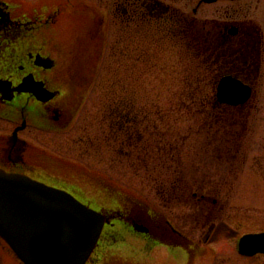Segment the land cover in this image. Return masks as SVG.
Masks as SVG:
<instances>
[{
    "label": "flooded vegetation",
    "instance_id": "af4514ba",
    "mask_svg": "<svg viewBox=\"0 0 264 264\" xmlns=\"http://www.w3.org/2000/svg\"><path fill=\"white\" fill-rule=\"evenodd\" d=\"M147 1L149 0H87L85 4L84 0H0L1 168L7 172L23 173L43 182L44 179L54 182L51 185L67 190L89 205L92 204L91 199L96 202V198L115 195L114 185L105 178L98 177V188L84 190L77 184L69 183L63 176L40 169L41 166L35 161L39 147L25 136L32 132L69 131L77 123L83 105V95L76 93L78 90L69 89L64 41L52 37L48 32L51 26L59 21H66L72 22L74 29L76 26L82 28L83 7L91 2L93 6L106 8L116 27L113 35L122 37L125 47L126 43L131 44L132 35L136 36L139 31L140 51L145 54L149 19ZM151 1L166 7L158 18L161 22L169 21L170 18L173 20L178 11L193 25L197 22L200 34L206 37L204 40L209 43V47L220 48L227 56L222 61L218 79L231 76L241 81L252 88L251 99L254 98L258 82L264 80L263 20L258 23L248 18L246 5H239L231 15L223 18L200 19L196 16L203 4L220 1L238 4L244 0H216L212 3L198 0L191 13L179 9L173 2ZM192 2L193 0H186L185 6ZM92 14L97 20H93V26L87 32L98 45L97 39L105 36V19L100 17L97 8L92 9ZM82 31L83 29L78 31L76 28L72 30V36ZM132 49L133 46L128 50L123 49L124 58L129 62ZM249 102L250 100L246 104L235 106L216 101L225 109L220 116L209 113L207 127L213 134V140L196 144L219 151L218 161H211L219 164L220 173L178 175L170 183L160 182L156 190L159 202L156 208L126 201L125 196L120 193L116 197L123 202L118 199L117 204L112 206L97 204L94 208L113 216V220L104 226L98 246L86 264H100L113 258L117 262L120 259L117 254L108 252L120 250L116 246L126 240V232L140 238V242L147 247L145 256L159 249L166 253V260L170 264H194L200 258L209 259L210 255L214 257L212 262L216 261L219 251L211 245L227 224V178L237 176V167L245 159L243 142L249 129V113L245 112V107ZM91 120L93 124L98 118L94 115ZM217 123L220 124L216 125ZM81 124L82 122L79 124L82 127ZM216 138H220V142H216ZM230 165L236 167L234 173L228 172ZM195 176L201 179L200 182L194 181ZM131 225L142 231L135 232ZM263 231L264 229L257 232ZM237 234L242 235L240 232ZM0 243L1 247H5L1 240ZM238 255L248 261L264 257V254Z\"/></svg>",
    "mask_w": 264,
    "mask_h": 264
},
{
    "label": "rangeland",
    "instance_id": "374dc122",
    "mask_svg": "<svg viewBox=\"0 0 264 264\" xmlns=\"http://www.w3.org/2000/svg\"><path fill=\"white\" fill-rule=\"evenodd\" d=\"M167 1L173 2L179 9L191 13L198 0H193L187 7L185 6L186 0L176 2L165 0V2ZM84 3L86 4L87 0H84ZM239 5L248 6V18L258 23L263 20L264 24V0H244L238 4L226 1L203 4L196 16L200 19L223 18L231 15ZM83 8V27L76 26L78 31L83 29L82 32H77L72 36V30L74 31L76 28L74 29L72 22L66 21H59L48 31L54 39L64 41L70 91L78 90L80 92L76 93L83 95V105L78 114V121L74 128L66 132H32L26 134L25 137L39 147V154L35 161L41 166L40 169L63 176L69 183L77 184L84 190L98 188L100 186L98 177L105 178L106 181L114 185L115 189L118 188L127 198L137 203L136 205L145 204L148 207L156 208L159 204L158 195L156 186L151 180L153 177L149 172L132 170L123 161H117L113 152L114 148L111 151L107 150L108 147L103 144L97 145V149L89 147L88 141L92 136L95 138L100 135L95 123L93 125L90 121L94 115L98 116L100 121L102 114L100 107L103 102L101 100L106 92L115 89L120 91L118 83H121L122 87L126 85V90L130 94H135L136 98H140L139 95H141L144 101H148V104H154L156 100L167 102L172 97L173 88L181 86V73L185 70V64H179L177 59L179 52L166 48L162 53L161 49L150 44L147 46L146 56L141 54L143 61L133 49L131 61L124 60L123 49L131 48L137 36L132 35L131 44L126 43L125 47L124 39L113 35V30L116 27H114V22L106 8L93 6L91 2ZM96 8L100 12V17L105 19L103 28L105 36L97 39L98 45L93 42L87 32L89 27L93 26V20H97V17L92 14V9ZM135 58L141 63L135 65L138 62H135L137 60ZM145 59L146 64H144ZM134 66L136 70H133ZM255 89L254 98L245 107V112L249 113V129L243 142L245 159L237 167V176L233 175L227 178V224L223 226L218 238L211 245L212 248L219 251V255L214 262H212L214 257L210 255L209 259L200 258L194 264H264V257L248 261L239 256L233 241L237 232L246 234L264 229V80L258 82ZM164 114L172 115L170 118L172 121L182 115V113H160V115ZM80 122H82L83 128L79 125ZM176 127L178 131H175L178 133L176 137L187 138L182 143L184 149L181 155L182 163L188 165L192 159L189 156L192 155L191 149H195L194 145L200 143L201 140L195 134L194 120H186L182 117V120H177ZM98 138L100 139V136ZM113 146L111 145V147ZM98 150L100 151L96 152ZM188 169L189 166H186V170ZM44 181L50 185L54 183L45 179ZM103 199L110 202L112 198L104 196ZM184 227L186 226L184 225ZM125 238V241L116 246L120 247V250L111 251L117 254V258L120 259L115 262L113 258L108 262H100V264L171 263L166 260V253L159 249L150 254L147 253L148 255L145 256L144 252L147 247H144L138 237L126 232ZM0 264H20L6 247H1V243Z\"/></svg>",
    "mask_w": 264,
    "mask_h": 264
},
{
    "label": "trees",
    "instance_id": "16d2710c",
    "mask_svg": "<svg viewBox=\"0 0 264 264\" xmlns=\"http://www.w3.org/2000/svg\"><path fill=\"white\" fill-rule=\"evenodd\" d=\"M146 6L149 13L147 44L158 47L162 53L166 48L179 52L178 62L180 65L185 64V70L181 73V86L173 88L172 97L167 102L156 100L154 104H148L141 95L136 98L135 94L126 90V85L122 87L118 83L120 91L111 90L102 98V114L97 126L100 139L99 136H92L88 145L97 149V145L103 144L110 151L114 148L117 161H123L132 170L149 172L157 189L160 182L170 183L178 175L220 173L219 164L211 161H218L219 151L207 149L206 146L195 148L192 155H189L196 161L192 160L188 165L182 163V143L187 138L176 137V126L177 120H182V117L194 120V126L201 135L200 140H213V134L207 127V119L209 113H216L218 116L224 113L225 108L216 103L214 92L222 70V61L227 56L220 48L209 47V43L204 40L206 37L200 34L197 22L193 25L179 11L173 20L170 18L169 21L161 22L158 18L166 7L151 0L146 2ZM136 36L135 42L139 44V31ZM138 47L135 53L140 58L142 53ZM137 61L138 59L135 62ZM139 63L141 62L138 61L135 65ZM133 70H136L135 66ZM160 113L182 115L172 121V115ZM188 132L186 134L189 135ZM216 142H220V138H216ZM186 166H189L188 170ZM235 168L234 165L228 166V172L234 173ZM200 180L195 176V182ZM91 203L94 204L93 201Z\"/></svg>",
    "mask_w": 264,
    "mask_h": 264
},
{
    "label": "water",
    "instance_id": "95a60500",
    "mask_svg": "<svg viewBox=\"0 0 264 264\" xmlns=\"http://www.w3.org/2000/svg\"><path fill=\"white\" fill-rule=\"evenodd\" d=\"M250 96L251 88L231 76L217 85L219 102L243 104ZM105 223V215L65 191L0 169V236L24 264H85ZM240 252L264 253V232L243 236Z\"/></svg>",
    "mask_w": 264,
    "mask_h": 264
}]
</instances>
